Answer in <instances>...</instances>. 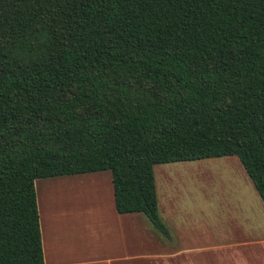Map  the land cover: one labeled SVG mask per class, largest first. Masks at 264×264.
Here are the masks:
<instances>
[{"label": "trees", "instance_id": "trees-1", "mask_svg": "<svg viewBox=\"0 0 264 264\" xmlns=\"http://www.w3.org/2000/svg\"><path fill=\"white\" fill-rule=\"evenodd\" d=\"M219 157L264 207V0H0V264H44L37 179L108 171L168 239L153 166Z\"/></svg>", "mask_w": 264, "mask_h": 264}, {"label": "crops", "instance_id": "crops-1", "mask_svg": "<svg viewBox=\"0 0 264 264\" xmlns=\"http://www.w3.org/2000/svg\"><path fill=\"white\" fill-rule=\"evenodd\" d=\"M220 158L223 157L203 160L216 161ZM203 160H196L197 162L193 166L194 171H189L194 173L203 168V165L209 170L215 171L214 168H211L212 162H203ZM218 161L227 162L225 165L231 172L223 175L224 180L222 181L225 182L226 192L217 198L205 197L202 187L200 191L191 190L184 179L192 173H189L186 177L180 176L174 173L173 167L168 172H171L170 174L175 177L169 179L166 176L170 174L168 172L167 175L163 173L164 183L156 184L157 186L154 184L157 215L168 232V239H165L162 235L159 238L157 234H154L158 231L151 225L152 228L149 227L150 223L142 214H117L113 208L110 177L103 178L106 187H103L104 192L101 201L105 203L103 207L107 212L102 213V215L109 217L107 229H103L96 213L90 220L88 217L85 218L82 222V228H90L91 231L81 232L83 234L82 242H89L93 232L109 230L114 235L112 234L111 239L107 237V241L113 249L118 244V238L127 232L129 237H132L131 233L135 234L136 237H134L146 247H149V236L153 237L156 242L157 259H163L164 257L163 244L165 240L173 241L174 244H177V248L173 253L175 256L173 259L177 261V264H264V219L259 216L264 213V207L252 184L250 185L255 194L251 186H249V190L245 188V179L248 178L237 159L234 160L231 157L229 160L220 159ZM178 163L187 164L184 162ZM87 174L77 175L80 177L79 180L72 183L65 184L64 181L60 182L59 180L57 183L68 187L72 184L73 187L77 186L78 188H85L88 182L102 183L98 179L99 177H92ZM234 176L239 178L241 185H244L243 195H240L243 197L235 196L233 192L236 189L232 185ZM177 179L180 180L177 184L170 183L172 180L178 181ZM165 181L169 185L174 184V189L168 184L165 186ZM162 193L169 197L171 195H180L181 197L176 204L170 199L163 204L159 198ZM196 194L199 196L197 197ZM255 195L257 198H255ZM51 205L44 193L41 199H37L44 264H154L147 260L148 254L146 252L142 253L138 250H136V253L131 252L127 255L123 253L118 255L116 251H112L103 260H71L70 257L73 256L71 250L74 249L76 238L75 232L68 226L70 222L77 221V213L68 212L62 208L55 209ZM205 214L210 216L215 214V223H217L215 227L211 226L206 220ZM86 221L88 222L86 223ZM214 257L216 261H214ZM160 261L155 264H159Z\"/></svg>", "mask_w": 264, "mask_h": 264}, {"label": "rangeland", "instance_id": "rangeland-1", "mask_svg": "<svg viewBox=\"0 0 264 264\" xmlns=\"http://www.w3.org/2000/svg\"><path fill=\"white\" fill-rule=\"evenodd\" d=\"M232 158L236 160L234 157ZM220 159L229 160L231 159V157L230 158L223 157ZM218 160L216 161L203 160V162H212L211 168L212 169L214 168V170L218 172L209 170L208 168H206L205 165L202 166L203 168H200L194 173L190 172L189 170L194 171L193 166L194 164H196L195 162L197 161L184 162L187 163L186 165H183L181 163L154 165L152 168L154 184L159 185L161 182L163 184L164 177H162V174L163 173L165 175H167L168 173L170 174L171 172L168 171L173 167L174 173H177L180 176L186 177L189 173H192L184 179V182L190 186L191 190L200 191L202 187V191L205 197L209 196L211 199L217 198L222 194H225L226 192V188L224 187L225 182L222 181L224 180L223 175L224 174L227 175L228 173L231 172V171L229 172L228 170L229 168L227 167V165H225V163L227 164V162L222 163L221 161ZM87 175L92 177L93 176L99 177L98 179H100L102 183L96 182L94 184L88 182L86 183L85 188H78L77 186L73 187L72 184L70 187H68L67 185L57 183L58 180L60 182L64 181L65 184L72 183L73 181L79 180L80 177H78L77 175L52 177L47 179H37L33 183L35 198H36V207H37V199L39 198L41 199L44 193L47 199H49V201L51 202L52 204L51 206L55 207V209L62 208L64 210H67L68 212L77 213L76 215L77 221L70 222L68 226L69 228L72 229L73 232H75V238H76V243H74L75 246L73 247L74 249L71 250V252L73 253V256L70 257L71 260H78V261L91 260V259L103 260L112 251H116L118 255L122 253L127 255L130 254L131 252L136 253V250H138L141 251L142 253L146 252L148 254L147 260L154 264L157 261L159 262L160 260L162 261H160L159 264H177V261L173 259L175 257L173 253L177 248V244H174L173 241L165 240L163 244V254H164L163 259L161 258L157 259L156 242L154 238L151 236H149V247L142 245L141 242H139V240L135 238L136 237L135 234L131 233L132 237H129L128 233L125 232L122 237L118 238V244L112 249V247L108 244L107 241V237L111 239V236L113 234V232H109V230H106L104 232H93L89 242L87 243L82 242L83 234L81 232L91 231L90 228H85V229L82 228L83 227L82 222H84L85 218L88 217V219L90 220L92 217H94V214L96 213L99 217L100 223L103 225V229H107L108 219H109L107 215L105 216L102 215V213H106L107 211H105L103 207V204L105 203L101 201V197L103 195L102 193L104 192L103 187H106L104 185L105 182L103 181V178L105 177L109 178L110 174L108 171H104V172L91 173ZM166 177L171 179L175 176H172V174H170L167 175ZM233 178L234 180L232 182V185L236 187L235 191H233L235 193V196L243 195L242 190L244 189V185L243 184L241 185L239 178H236L235 176ZM245 180H246L245 188L249 190L250 188L249 186H251L250 185L251 183L248 181V179ZM179 181L180 180L178 181L172 180L170 183L177 184V182ZM167 184L168 182L165 181V186ZM169 186L172 187L173 189L175 187L174 184L173 185L170 184ZM251 189L254 193L252 186ZM196 196L198 197L199 195L196 194ZM180 197H181L180 195H171L169 197L164 193L159 195V198L163 202V204L166 203L167 200L169 199L176 204L179 201ZM255 198H257L256 195ZM196 199L198 200L199 198ZM37 212H38V207H37ZM214 215L210 216L208 214H205L206 220L213 227H215L217 224L215 223L216 219ZM259 216H261V218L264 219V213H261ZM87 222L88 221H86V223ZM149 227H151L150 224ZM154 234H157L159 238L162 237L161 234H159L158 232H154ZM214 261H216L215 257H214ZM43 262H44V256H43Z\"/></svg>", "mask_w": 264, "mask_h": 264}]
</instances>
